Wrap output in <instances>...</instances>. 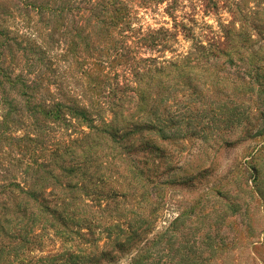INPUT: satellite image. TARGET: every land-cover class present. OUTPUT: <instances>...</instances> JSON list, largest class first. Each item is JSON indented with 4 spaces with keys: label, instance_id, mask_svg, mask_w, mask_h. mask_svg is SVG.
Listing matches in <instances>:
<instances>
[{
    "label": "trees",
    "instance_id": "obj_1",
    "mask_svg": "<svg viewBox=\"0 0 264 264\" xmlns=\"http://www.w3.org/2000/svg\"><path fill=\"white\" fill-rule=\"evenodd\" d=\"M149 2L0 0V264H55L63 256V264H107L125 251L127 264H168L155 262L147 246L173 238L148 237L151 188L169 180L154 181L166 170L156 160L184 137V124L196 133L194 124L213 112L205 93L228 86L264 94V35L254 8L246 29L197 32L172 13V28L153 29L138 15ZM241 114L235 108L228 119L246 118L249 136L259 135L263 127L251 132L249 114ZM113 174L128 182L93 193L99 208L92 209L88 191ZM113 202L118 219L100 245L90 224ZM177 228L174 220L169 231ZM43 235L69 247L29 257ZM211 259L186 252L176 264Z\"/></svg>",
    "mask_w": 264,
    "mask_h": 264
},
{
    "label": "rangeland",
    "instance_id": "obj_2",
    "mask_svg": "<svg viewBox=\"0 0 264 264\" xmlns=\"http://www.w3.org/2000/svg\"><path fill=\"white\" fill-rule=\"evenodd\" d=\"M149 1L148 8L138 9V15L144 25L153 29L172 28L171 13L176 21L186 24V29L197 32L246 29L245 19L251 14L248 10L254 8L264 35V0ZM216 68L230 75L237 71L222 64H216ZM230 89L226 86L223 94L215 90L205 93L204 101L212 105L213 112L194 124L196 133L191 128L193 125L184 124L187 130L184 137L166 143L165 157L156 160L155 164L158 162L166 170L162 178L156 176L154 181L169 180L163 186L151 188L152 202L146 208L156 210L148 237L165 231L168 235L172 233L173 238L169 244L147 243L155 262L176 264L184 253L193 252L214 258L211 261L215 264H264V94L236 93ZM235 108L243 112L240 116L249 114L251 132L255 131V125L263 127L262 132L249 136L248 128L245 130L246 118L231 122L228 118L232 119ZM199 127H202L200 131ZM251 165L259 168L258 173L254 174ZM126 182L127 179L116 174L108 182L107 179L99 182V188L88 191L92 209L99 206L91 202L93 193L103 194L110 188L123 187ZM118 206L117 202L107 205V210L101 211L103 217L92 215L90 228L101 239L100 245L104 243L106 227L118 219ZM134 207L139 208L135 202ZM174 220L178 228L169 231ZM43 237L29 257L45 256L69 247L70 242L63 238ZM186 239L193 244L189 251L184 247ZM143 243L142 239L136 240L129 253L137 252ZM164 246L170 248L168 256ZM105 250L113 253L114 247L110 244ZM128 256L125 251L115 262L107 264H127ZM64 259L59 257L55 264H63Z\"/></svg>",
    "mask_w": 264,
    "mask_h": 264
}]
</instances>
